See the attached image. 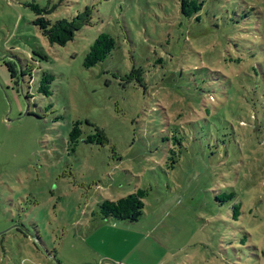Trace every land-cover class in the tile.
<instances>
[{"label": "rangeland", "instance_id": "obj_1", "mask_svg": "<svg viewBox=\"0 0 264 264\" xmlns=\"http://www.w3.org/2000/svg\"><path fill=\"white\" fill-rule=\"evenodd\" d=\"M206 1L197 22L179 0H0V264H264V88L240 74L264 0ZM33 2L73 39L49 43ZM102 32L115 47L85 67ZM139 187L138 220L101 218Z\"/></svg>", "mask_w": 264, "mask_h": 264}, {"label": "trees", "instance_id": "obj_2", "mask_svg": "<svg viewBox=\"0 0 264 264\" xmlns=\"http://www.w3.org/2000/svg\"><path fill=\"white\" fill-rule=\"evenodd\" d=\"M206 2V0H179L180 13L189 20L194 19L195 21L200 22ZM31 8L37 14L34 24L39 27L42 35L49 43L65 45L68 41L73 39L75 31L78 29L75 18L71 20L59 18L55 21H51L45 16V14L48 13V10L40 7L36 2L31 4ZM114 47L115 40L113 36L104 32L100 33L90 46V49L84 58L83 65L85 67H91L104 61ZM252 64L251 68L253 72L248 64V68L240 74L245 77V81L246 78L251 75L259 77L264 88V55L260 58L254 57ZM50 80L51 77L48 75L42 78L40 86L41 91L47 89L45 84H48ZM234 88L235 87H232L231 92L232 95L236 97L234 94ZM80 123L81 122L78 120L75 121L69 130V143L75 144L81 137ZM172 139L174 144L180 143V140L175 135H172ZM84 141L101 143L102 139L99 132H97L94 135H88V137H85ZM171 153H174V150H171ZM176 162L177 159L173 158L168 167L174 168ZM148 192L149 188L139 187L134 192L116 200L105 199L99 203L98 213H100L102 219L114 218L136 221L143 214V209L145 207L144 198L147 196ZM215 199L220 207H223L225 202L232 201L231 217L235 220L239 217L242 204L241 201H237V194L234 191L224 192L220 196H217L216 194Z\"/></svg>", "mask_w": 264, "mask_h": 264}]
</instances>
